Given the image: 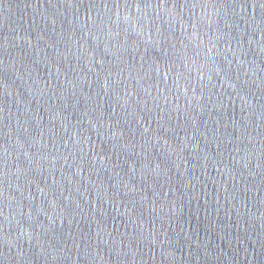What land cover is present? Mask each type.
I'll use <instances>...</instances> for the list:
<instances>
[{
	"label": "water",
	"instance_id": "obj_1",
	"mask_svg": "<svg viewBox=\"0 0 264 264\" xmlns=\"http://www.w3.org/2000/svg\"><path fill=\"white\" fill-rule=\"evenodd\" d=\"M0 264H264V0H0Z\"/></svg>",
	"mask_w": 264,
	"mask_h": 264
}]
</instances>
